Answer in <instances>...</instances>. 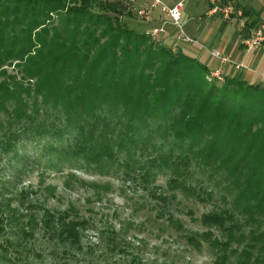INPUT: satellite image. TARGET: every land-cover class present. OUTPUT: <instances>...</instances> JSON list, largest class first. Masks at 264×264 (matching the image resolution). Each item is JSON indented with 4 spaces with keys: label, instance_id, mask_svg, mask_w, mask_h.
Returning a JSON list of instances; mask_svg holds the SVG:
<instances>
[{
    "label": "trees",
    "instance_id": "obj_1",
    "mask_svg": "<svg viewBox=\"0 0 264 264\" xmlns=\"http://www.w3.org/2000/svg\"><path fill=\"white\" fill-rule=\"evenodd\" d=\"M122 17L133 12L116 1L0 0V152L24 138L75 134L73 155L99 163L141 153L151 169L173 170L171 188L202 200L227 182L229 208L203 218L222 238L207 232L203 239L222 264L259 262L264 84L242 75L211 83L212 69L183 45L177 52L158 45ZM253 17L242 10L243 38L261 22ZM194 169L208 187L187 185Z\"/></svg>",
    "mask_w": 264,
    "mask_h": 264
},
{
    "label": "rangeland",
    "instance_id": "obj_2",
    "mask_svg": "<svg viewBox=\"0 0 264 264\" xmlns=\"http://www.w3.org/2000/svg\"><path fill=\"white\" fill-rule=\"evenodd\" d=\"M107 1L121 2L133 12V17L121 18L123 26L149 35L154 43L174 52L183 45L210 69L218 66L213 51L234 57L242 50L246 19L234 14L226 21L220 12L210 16L206 0H160L163 5L155 7L156 0ZM182 1L183 30L194 38L191 43L179 39L180 32L162 10ZM219 4L228 3L220 0ZM54 20L57 24L58 19ZM160 29L165 34L152 36ZM198 30L206 31L212 40L229 37L232 52L195 38L193 33ZM257 53L246 55L245 61L240 55L236 60L249 67L257 63L256 59L250 62ZM223 69L227 76L231 69L238 71L233 76L245 70L228 65ZM9 72L16 74L13 68ZM74 141L75 134L55 141L24 138L12 150L0 152V264H222L210 241L203 239L207 232L222 238V232L206 227L203 218L229 208L222 200H232L224 187L227 182L210 187L216 189L214 195L202 200L181 188H171L173 170L151 169L141 153L131 158L122 152L117 162L92 163L72 154ZM191 176L187 185L209 186L199 171L192 170ZM75 233V239L70 237ZM192 238L201 246H195ZM250 264H264V256Z\"/></svg>",
    "mask_w": 264,
    "mask_h": 264
},
{
    "label": "built area",
    "instance_id": "obj_3",
    "mask_svg": "<svg viewBox=\"0 0 264 264\" xmlns=\"http://www.w3.org/2000/svg\"><path fill=\"white\" fill-rule=\"evenodd\" d=\"M157 3L154 5L157 6L159 4L163 5L160 0H156ZM209 9L208 14L210 16H214L219 12L222 13L224 20H230L232 15L237 14L239 18H242V10L235 9L232 3H228L227 5L221 7L219 4L220 0H206ZM183 5L184 2H179L173 7L163 6L162 10L169 16L171 24L175 26L176 30L180 32L179 39L184 43H191L194 41V38L189 37L183 30L182 25V13H183ZM141 14H144L143 12ZM243 19V18H242ZM245 25V22H244ZM162 34H165L164 29L155 30L152 33V36L160 37ZM242 50L246 54H250L253 52H264V21H261L258 26L251 30L250 35L246 38H243L241 41ZM211 56L217 59L218 66L216 69H212L210 71V75L207 80L212 82L213 80H219L224 82L227 74L224 72L223 67L228 65L233 67L236 70L239 69H247V67L241 63V61H237L235 57L230 56H222L219 51H213Z\"/></svg>",
    "mask_w": 264,
    "mask_h": 264
},
{
    "label": "crops",
    "instance_id": "obj_4",
    "mask_svg": "<svg viewBox=\"0 0 264 264\" xmlns=\"http://www.w3.org/2000/svg\"><path fill=\"white\" fill-rule=\"evenodd\" d=\"M225 3H233L236 6H240L243 9H245L246 11H249L251 13H254V17L252 18V20H264V0H224ZM209 7V5H208ZM211 21V20H210ZM166 25V24H164ZM227 25H230L229 23ZM206 31L202 32L201 30L199 31H195L193 33L194 37L197 39H203L206 42L207 41H212V47H219L218 49L220 50H226L228 52H230L231 46L229 45V37L220 39L219 37H214V39H210L208 37H206ZM240 49V48H239ZM232 52V51H231ZM240 55V59L244 60L246 59V53H243V50H239L235 53L234 57L237 58ZM255 59L257 60L255 63L256 64H252ZM245 61V60H244ZM250 62L252 64V66H246L247 69H245L244 71H242V73H239L238 75H242L243 79L245 81H247L248 83H252V84H264V68L262 67V63L264 62V52H258L257 54H255L253 57L250 58ZM263 68V69H262ZM236 72L233 69H231L230 73L228 74L229 76H233ZM237 76V75H236Z\"/></svg>",
    "mask_w": 264,
    "mask_h": 264
}]
</instances>
